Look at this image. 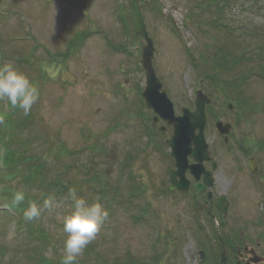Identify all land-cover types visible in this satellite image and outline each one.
<instances>
[{"label":"rangeland","instance_id":"1","mask_svg":"<svg viewBox=\"0 0 264 264\" xmlns=\"http://www.w3.org/2000/svg\"><path fill=\"white\" fill-rule=\"evenodd\" d=\"M138 1L156 48L157 76L176 111L193 110L199 91L208 89L213 99L206 133L219 164L212 200L225 195L230 207L223 219L204 194L167 190L174 168L165 142L171 132L159 137L163 125L153 122V112L141 101L145 42L135 32L132 0H2L0 63L14 62L41 93L30 114L19 109L13 116L18 145L28 143L20 149L32 146L39 155L60 149L49 177L57 168L66 169L68 190L75 188L89 203L99 199L109 211L77 264H212L218 252L216 229L233 243L239 238L230 239L231 232L239 234L264 255V71L254 55L264 46V0H230L225 6L222 23L233 29L236 43L227 29L215 32L209 25L221 0L209 9L200 6L202 0ZM198 16L203 17L192 21ZM80 32L84 42L70 43ZM226 40L235 57L214 60ZM243 44L250 48L245 56ZM215 65L227 75L215 77ZM11 110L6 98L0 99V111ZM219 120L233 126L227 143L216 129ZM249 158L259 167L254 175ZM4 172L0 169V178ZM24 184L20 177L11 183L17 189ZM27 189L36 196L43 193L37 184ZM52 194L59 207L36 219L48 245L39 234L18 233V215L0 211V264H61L66 239L61 220L71 211V200L68 194ZM0 206L7 204L0 200Z\"/></svg>","mask_w":264,"mask_h":264},{"label":"water","instance_id":"2","mask_svg":"<svg viewBox=\"0 0 264 264\" xmlns=\"http://www.w3.org/2000/svg\"><path fill=\"white\" fill-rule=\"evenodd\" d=\"M1 4L2 0H0V6ZM132 6L136 33L146 41V46L143 48L142 53V64L146 71L147 78V88L143 94L144 99L149 109H153L174 127V135L168 143L171 149V156L176 160L175 166L177 170L171 172V186L169 187V190L188 192L190 183L186 179V172L190 169L192 175L197 181L201 179L202 175L204 176L205 185H196L197 193H200L206 186L212 187L214 185L213 171H216L217 169V163L211 157L208 150L209 146L205 137V130L207 126L205 107L210 104L211 101L202 92H197L195 100L196 111L191 112L189 109H184L183 116H175L173 103L169 100L166 92L163 91L162 83L157 78L154 70V42L149 36L141 6L137 0H132ZM169 21L173 25L175 32L180 35L179 28L172 16H169ZM217 127L223 135L230 133L231 126L228 124L224 125L219 122ZM189 156L194 157L197 162L195 165L189 166ZM205 162L212 163V171H206L204 166ZM250 168L253 174L258 171V167L254 160L250 161ZM209 198L212 199L211 192L209 193ZM217 205L222 212L227 214L229 202L226 197H220L217 200ZM247 252L253 256L248 264H259L262 261V259L259 258L254 251ZM201 255L203 258V252ZM225 255L226 252L223 254L224 262L226 261Z\"/></svg>","mask_w":264,"mask_h":264},{"label":"trees","instance_id":"3","mask_svg":"<svg viewBox=\"0 0 264 264\" xmlns=\"http://www.w3.org/2000/svg\"><path fill=\"white\" fill-rule=\"evenodd\" d=\"M203 2L201 3L200 6H204V9H209V5L211 2L214 0H202ZM222 1V8L218 7L217 14H215V18L211 21L209 25L212 26L215 32H218L216 29H221L223 32V29H227L229 32L226 33L228 39H230L233 43L234 42V36L233 34V29L229 28L226 24L222 23V17L224 15V8L227 4H229L230 0H221ZM218 4V3H217ZM199 6V7H200ZM228 6V5H227ZM205 11V10H203ZM203 16H198L197 18L193 19L192 21L195 20H200ZM195 24V23H194ZM229 45L228 41L226 40L224 45L218 46L217 47V52L215 54L214 60L219 61V62H224L228 59H230L232 56L235 57V52L232 48L228 50L226 46L228 45L229 47H232V43ZM232 50V51H231ZM250 48L248 46L241 45L240 52L241 55L245 56L246 54L249 53ZM256 56V61L261 64V67H259V71L263 72L264 71V46L259 45L254 53ZM251 61V59H249ZM248 60V61H249ZM235 62H238L235 61ZM215 71L213 72L215 77H218L219 74L222 75H227L223 72V67H217L216 65L214 66ZM226 69H230L228 66ZM19 109H12L10 114L7 113H2L0 111V148H3V155L1 158V162L3 163V171H5L4 175L0 178V185L3 186V194L1 196V200H4V202L9 206L8 208L11 210V214H16L18 215V233H23L26 231V235L32 237L34 234H39L40 238L44 240V243L46 244V230L43 229V226L41 224H38L36 220L33 221H26L23 216L24 209L28 206L29 201H37L39 198H43L48 194L53 195L52 193L56 192L57 194L62 195H67L68 194V184L65 182V170H62V168L58 169L55 171L53 177H49V173L51 168H54L52 164L56 160L60 161L59 156H61L60 149L56 150H51L45 155H39L34 151V148L30 146L29 148H24V151L20 149L21 146H26V145H18V139L17 136L19 137L20 134H18L17 130V125L15 124L13 120L14 114L17 113ZM28 117H26L25 120H22L20 124L25 125V121H27ZM19 124V125H20ZM16 139V140H15ZM54 154V155H53ZM57 158V159H56ZM58 164H56V167ZM22 178L24 181V185H27L29 187L30 184L38 185V190H42L43 193L40 196L33 195L29 193L26 188H23L26 192V199L25 201L19 205H13L12 204V196L13 192L17 189V187H13L11 183L16 179V178ZM95 179H93L94 181ZM11 185V186H10ZM6 189V190H5ZM5 191V192H4ZM133 195V191L131 193ZM54 196V195H53ZM7 214V213H6ZM9 214V213H8ZM7 214V215H8ZM9 214V215H11ZM208 216V214H207ZM209 217V216H208ZM210 218V217H209ZM17 224V223H16ZM199 231H201V228H199ZM232 236H238V235H230L229 237ZM223 235H219L218 230H214V240H219L221 241V238ZM48 245V244H46ZM205 245L209 246L210 243L206 242ZM61 261V258L59 259ZM130 263H132L130 261ZM158 263V262H156ZM78 264H86V262H81L79 261Z\"/></svg>","mask_w":264,"mask_h":264},{"label":"clouds","instance_id":"4","mask_svg":"<svg viewBox=\"0 0 264 264\" xmlns=\"http://www.w3.org/2000/svg\"><path fill=\"white\" fill-rule=\"evenodd\" d=\"M40 89L36 83L12 61L0 63V99L7 100L12 109H21L24 115L30 114L40 99ZM71 211L62 217L63 241L61 264H77L86 248L97 238L109 218L108 209L97 199L89 203L86 197L77 194L75 188L68 192ZM26 199V192L18 188L13 192L12 204L19 206ZM59 207L55 196L48 194L42 203L29 201L24 209L26 221L39 219L47 210L52 212Z\"/></svg>","mask_w":264,"mask_h":264},{"label":"flooded vegetation","instance_id":"5","mask_svg":"<svg viewBox=\"0 0 264 264\" xmlns=\"http://www.w3.org/2000/svg\"><path fill=\"white\" fill-rule=\"evenodd\" d=\"M80 36H78L77 41L78 45H81L84 42V37H83V33L80 32ZM81 43V44H80ZM207 89V88H206ZM204 90V89H203ZM208 90V89H207ZM206 90V91H207ZM159 122L157 124H162L163 127L168 126V123L164 120H158ZM163 127H160L161 130L163 132H165L167 129H163ZM167 143V142H166ZM194 163V160L192 158L189 159V164L192 165ZM209 165V164H207ZM174 166H175V162H174ZM210 166V165H209ZM187 178L189 179L190 182V189L189 192H194L196 194V181L191 177V172L188 171L187 172ZM201 182H203V179H201ZM211 206L213 207H217L216 206V202L213 201L211 202ZM229 241H226L223 239H221L220 241V245L221 247L224 249H227V260L224 263H221L222 261V252L220 254H216L215 255V260L217 259V257L219 258L218 263L217 264H248L249 259L252 257L251 254H248L247 251H245V245L247 244L246 240H238L237 242L234 241L233 242H229V247H227L226 243ZM248 245V244H247ZM259 245H257V249H259ZM249 251H253L252 248H249ZM258 253V252H257ZM263 256V255H260ZM212 261H214V259H211Z\"/></svg>","mask_w":264,"mask_h":264}]
</instances>
